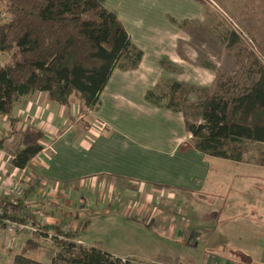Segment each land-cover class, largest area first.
<instances>
[{
    "label": "crops",
    "instance_id": "obj_1",
    "mask_svg": "<svg viewBox=\"0 0 264 264\" xmlns=\"http://www.w3.org/2000/svg\"><path fill=\"white\" fill-rule=\"evenodd\" d=\"M157 5L151 0L115 3L114 0H106V6L116 12L132 43L143 52L140 66L129 71L119 68L114 70L101 95L100 106L85 115L79 116V110L74 111L73 105L70 109L58 106L49 100L48 95L41 93L43 103L41 106L46 110L43 122L25 111L27 116L24 122L20 119L15 125L16 134L6 140L1 150V153L5 150L7 151L5 153L15 152L11 147L15 140L11 139L17 136L15 139L21 140V135L28 124L35 125L44 132L48 144L39 156V163L34 168L32 177L22 176L23 180L29 183L33 181L31 185H36L35 177L39 183L37 188L34 187L28 192L27 213L36 216L37 222H41L39 219L45 217L48 226L59 225L75 230L83 225L79 242L86 247L89 246L83 241L82 232L87 230L92 220L91 214L99 205L103 210L110 205L107 212H114L119 216L117 217L119 221L139 220L141 217L151 220L152 217L149 215L151 208L148 203H153L156 195H169L175 198L177 194H182L191 198L201 191L206 196L214 191L216 197L213 214L218 221V230H215L214 237L209 236V240L214 239L216 243L224 241L223 208L226 203L223 199L224 194L230 195L231 198L233 192L228 191V181L225 182V187L223 184L217 186L220 185L218 180L215 187L209 184L212 180V162L224 159L204 155L196 150L181 153L179 146L191 138L182 114L158 108L145 101L147 92L161 81H179L174 79L176 74L162 68L161 62L166 60L176 64L175 42L180 31L173 22L169 24L156 22V16H153L157 10L154 6ZM196 6L198 16L190 20L204 21L201 6ZM143 15L147 17L144 18ZM208 76H210L207 78L208 82L204 83L205 79L202 78L203 82L199 81V86H211L214 78L211 74ZM179 82L185 81L183 79ZM195 84L198 86L197 81ZM37 94L39 93L23 98L17 108L19 106L24 110L28 108L32 105V99L36 102ZM33 108L36 109V106ZM39 109H36V113H41V109L38 112ZM69 112L70 119L67 118ZM22 113L25 114L23 111ZM17 147L18 144L15 149ZM226 161L235 164L237 168L242 167L241 170L233 169L234 174L231 177L238 180L237 188H244L239 191L246 197L249 205V209L240 208L231 201V207L227 212L229 216L241 213L242 216L238 219L243 218L245 223L241 225L239 222V237H235L237 245L259 244L264 241V189H262L264 165H258V162ZM10 167L16 174H20L21 178L22 171ZM10 171L6 175L2 173L3 177L11 176ZM136 185L137 190L129 189L130 186ZM148 187L152 189L147 190ZM149 199L150 201H147ZM181 204L182 210L189 214L191 207L187 200L184 203L182 198ZM201 204L205 207L197 210L195 219L198 226L201 225V220L206 221L205 215L209 208L206 207L208 202ZM107 212L106 215L111 214ZM78 213L81 217L77 216ZM159 220L163 222L167 218L161 216ZM112 221H116V218ZM86 223L89 224L87 227L84 226ZM17 249L18 247L8 255ZM236 251L243 256L255 253L248 248H239ZM110 253L122 259H132L133 256L120 254L119 251Z\"/></svg>",
    "mask_w": 264,
    "mask_h": 264
},
{
    "label": "trees",
    "instance_id": "obj_2",
    "mask_svg": "<svg viewBox=\"0 0 264 264\" xmlns=\"http://www.w3.org/2000/svg\"><path fill=\"white\" fill-rule=\"evenodd\" d=\"M254 19L259 25L253 24ZM248 28L250 44L235 30L225 37L228 48L239 44L235 53L240 74L237 83L231 79L224 81L221 71L216 69L208 88L171 81L168 92H159L161 82L147 92L148 103L184 117L190 102H197L199 123L185 120L191 138L179 146L181 153L196 150L246 163L244 143L264 144V5H260ZM11 51L15 54L12 53L10 63L3 64L0 59V118L6 117L11 126L8 136L0 133V152L6 140L16 134L15 125L20 119L14 113L23 98L43 93L68 109L76 99L79 116L85 115L100 106L101 95L114 70H135L144 56L132 43L116 12L106 6V0H0V57ZM161 65L164 67L165 61ZM67 118H71V112ZM46 144L44 132L28 124L11 165L30 175ZM257 162L264 165V160ZM33 188L27 187L22 197L0 196V209L13 220L17 218L8 216L10 211H26L20 221L38 226L36 234L45 237L48 230L54 229L62 239L55 238L58 250L50 263L28 256L29 251L40 246L28 239L12 264H136L133 259L105 251L101 242L84 246L79 242L83 225L68 231L59 225L39 226L37 217L26 210V198ZM23 233L16 234V238Z\"/></svg>",
    "mask_w": 264,
    "mask_h": 264
},
{
    "label": "rangeland",
    "instance_id": "obj_3",
    "mask_svg": "<svg viewBox=\"0 0 264 264\" xmlns=\"http://www.w3.org/2000/svg\"><path fill=\"white\" fill-rule=\"evenodd\" d=\"M120 1L128 0H114V3ZM151 2L158 4L154 6V8L157 9L154 11L155 14L153 16H156V22L158 24H169L173 22L176 25V29L180 31L179 37H176L175 42L176 59L174 60L176 64L163 60L165 61L164 67H166H162L164 70L176 74L174 76L176 80L182 81L184 79L185 82L183 83H186L190 87L205 88L204 86H199V81L203 82L202 78H204V83H207V78H210L208 75L211 74L214 78L216 69L221 71L224 81L231 79L234 83H237L240 74L236 70L235 53L237 52L239 44H237L236 47L228 48V42L225 40V37L228 35L229 31L235 30L241 33L243 40L250 44L251 36L249 35L248 27L252 23L255 14L258 13L260 5H264V1L207 0L204 2L202 1L203 4L196 3L193 0H151ZM196 5L201 6L202 12H204V21L201 20L198 22L196 20H190L192 17L198 16V7ZM136 14L142 15L143 13ZM142 17L145 18L147 16L143 15ZM253 24L255 26L259 25V21H255L254 19ZM12 53L14 52L3 53L0 57L1 62L3 64L10 63L13 60ZM177 66H179V68ZM172 67L176 70L173 71L171 69ZM196 81L198 82V86H196L197 84L194 85ZM169 82L171 81H161L158 89L159 92H168ZM40 94L41 93L36 95V102H33L32 99V105L33 107L36 106V109L40 108L41 113H36V109L33 108L32 105L25 110L22 109V106H19L14 116L22 119L24 122L27 116L25 113L26 111L27 114L32 113L33 116L35 115L36 119L43 122L46 110L41 106L43 103L42 95ZM72 104L75 107L74 111L77 109L79 110L80 105L76 99L73 100ZM196 104L197 102H190V107H187L185 110L187 113L186 117L182 115L184 122L188 120L190 123H199V119L197 118L198 107ZM71 112H73V109ZM6 124V117H1L0 133H2L4 137L8 136L11 131V126ZM33 124L36 123L33 122ZM16 137L11 139V141L15 140V142H13L15 144L11 145L13 150H16L15 146H17V144L19 145V142H21V140L17 141V139H15ZM244 145L246 146L244 155L245 161L256 163L257 161L264 160V144L246 141ZM5 152L7 151L5 150ZM5 152H0V177H3L2 173L6 175L12 170L14 175L12 171H10L9 175L15 178V183L20 182V186L24 191L27 187L29 188V186L37 188L39 183L36 177V185H31V183H34L33 181L29 183L27 180H23L22 176H28L27 173L22 174L20 178V174H16L13 168L11 169L10 166H12L11 161L14 151ZM212 163V180L209 183L211 187L216 186V180L220 183V185H217L219 187L222 184L225 187V182L228 181V191L233 192L231 198L230 195L226 196V194H224L223 201L226 204L223 208V222L225 226L223 228L224 241L222 243H216L214 239L209 240L210 235L214 237L215 230L218 226V221L215 220V214H213L215 210L214 204L216 202L214 191L212 193L210 192L211 194L207 196L201 191L191 198L182 194H177L175 198L169 195H156V199L153 200L154 202H151L152 204L148 203V206L151 208L149 214L150 217H152L151 220L141 217L139 220L131 219L119 221L117 218L119 217L118 215L114 214V212H107L110 210V205H107L104 210L99 205V208H95L94 212L91 214L90 219L92 220L90 221V225L88 223L84 225L86 227L89 226L85 232H82L83 241L88 246H93L96 242H101L102 248L109 253L111 251H119L120 254L123 255L133 254L131 258L135 260L136 264H264V241H261L259 244L253 243V245L246 244V246H238V241L235 237H239V224L245 225L242 220L243 218L238 219L242 214L227 215L229 207H231V201L234 205L240 206V208L249 209L248 200L241 194V191H239L244 190V188H237L238 180L236 181L231 177V175L234 174L232 172L233 169L241 170L242 167L237 168L235 164L227 162L226 160ZM29 173L31 176L33 172L29 171ZM0 180L4 181L3 178ZM129 189L137 190L138 186H130ZM144 189L146 190V188ZM151 189V187L147 188V190ZM262 189H264V183ZM47 193L48 192H46V194ZM182 198L184 203L187 200L189 207H191V212L189 214L182 210ZM147 201H150V199ZM200 202H208L206 207L213 210L209 211L206 208V221L203 222L201 220V225L198 226L195 219L197 210L205 207V205H202ZM105 212L111 214L106 215ZM80 214L82 215L81 212ZM80 214L78 213L77 216L81 217ZM161 216H164L167 220L161 222L159 220ZM113 218H116V221H112ZM82 219L85 218L82 217ZM39 220L41 221L38 222L39 226H43L47 222L45 217ZM64 229L65 231L72 230L66 227H64ZM32 233L36 234L39 232L31 231L18 236V238L20 237L17 239L18 250L11 253V255H8V253L2 251L0 248V264H12L14 256L21 251L27 239H35L37 240L36 242L40 243L39 248L29 251L28 256L44 263H50L53 255L58 250L56 249L57 245L55 243V238H62L54 229L48 230V236L46 235L45 237L39 236L38 234L33 236ZM20 241H22L21 244ZM234 241L237 243H234ZM1 244H3V237L0 236V245ZM239 248H248L255 253L250 256H243L237 253L236 250Z\"/></svg>",
    "mask_w": 264,
    "mask_h": 264
},
{
    "label": "built area",
    "instance_id": "obj_4",
    "mask_svg": "<svg viewBox=\"0 0 264 264\" xmlns=\"http://www.w3.org/2000/svg\"><path fill=\"white\" fill-rule=\"evenodd\" d=\"M23 174L27 173L22 171ZM4 181L0 180V196L13 195L16 197H22L24 195V189L20 186V182L15 183V178L12 176L2 177ZM0 177V179H2ZM26 211L15 210L10 211L8 216L17 218L15 220L5 217V211L0 209V236L3 237V244H1L2 251L9 253L17 247L16 234L23 233L25 231H38V226L28 222H21L20 219L25 217ZM52 237V236H51Z\"/></svg>",
    "mask_w": 264,
    "mask_h": 264
}]
</instances>
